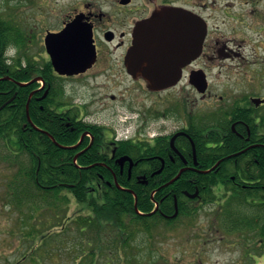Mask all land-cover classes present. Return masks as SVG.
<instances>
[{
  "label": "flooded vegetation",
  "instance_id": "1",
  "mask_svg": "<svg viewBox=\"0 0 264 264\" xmlns=\"http://www.w3.org/2000/svg\"><path fill=\"white\" fill-rule=\"evenodd\" d=\"M33 6L40 35L25 25L20 56L6 62L0 52V68L4 63L10 72L0 75V111L12 109L19 93L26 104L33 99L41 119L77 136L71 157L80 173L140 184L178 177L166 187L171 222L182 217L181 196L189 210L209 205L218 213L228 200L235 211L234 192L259 194L248 198L253 216L242 236L264 254V0H38ZM171 9L180 12H165ZM156 17L159 48L133 66L128 52ZM67 27V45L89 64L73 75L56 72L46 48L47 36ZM30 66H38L33 78L43 82L19 85L30 80H20ZM148 70L161 81L150 84ZM23 125L31 126L27 119Z\"/></svg>",
  "mask_w": 264,
  "mask_h": 264
},
{
  "label": "trees",
  "instance_id": "2",
  "mask_svg": "<svg viewBox=\"0 0 264 264\" xmlns=\"http://www.w3.org/2000/svg\"><path fill=\"white\" fill-rule=\"evenodd\" d=\"M0 34H3L5 45L4 47L0 45L1 53H4L5 48L10 45L22 47V33L10 22L0 19ZM37 68L38 66L36 68L30 66L29 73L20 80H29L38 76ZM0 75H10L8 66L4 63L0 68ZM25 103V96L19 93V97L13 102L12 109L6 108L0 111V141L6 149L11 150L16 159L21 155H27L30 166L27 168L20 166L14 183L20 186L18 179L26 178L29 182L31 181L36 192L40 193L39 196L38 194L33 196L41 199L44 203V211L51 215L50 219L40 222L42 231L40 229L37 231L33 227L26 233L25 236L27 240H30L31 247L25 258L31 256L30 252L35 253L42 249L51 255V250L59 249L62 244L78 242L77 244L85 243L86 246L80 257L73 258V263L98 264L104 247L101 243L102 234L106 232V229H109L110 233L113 232L107 241H111L115 254L121 258V254L131 248L129 243L137 233L142 232L146 236V243L150 244L153 233L171 226L172 222L161 215L172 211L171 195L166 197L167 189L164 188L158 190L153 198L151 196L156 188L170 179L169 177H147V182L144 184L137 183L135 180L128 182L125 177L117 178L121 187H129L136 194L139 212H151L154 202H159V210L152 215L136 213L134 196L117 188L112 177H99L84 171L80 173L72 161L71 151L56 147L46 135L30 127L28 129V126L24 127ZM29 115L35 126H45L59 144L70 146L77 139V136L70 135L68 129H62L53 122L41 119V112L33 99L29 104ZM86 161L87 159L83 158L78 160L79 164H85ZM183 179L184 177L180 178L178 183L183 182ZM19 192H23L24 195L23 187ZM233 194L238 197L232 205L236 209L233 212L228 202L225 205L228 208L224 209V215L237 218L239 221L243 220L245 225L250 224L249 214L244 216V211L248 209L244 208L251 207L248 203L249 197L259 194L241 192ZM71 201L76 203L77 211L69 214ZM178 202L180 215L192 217V210L183 207L182 196L178 197ZM18 204L23 205L22 198ZM37 252L35 255L39 258ZM35 255L32 260L37 261Z\"/></svg>",
  "mask_w": 264,
  "mask_h": 264
},
{
  "label": "rangeland",
  "instance_id": "3",
  "mask_svg": "<svg viewBox=\"0 0 264 264\" xmlns=\"http://www.w3.org/2000/svg\"><path fill=\"white\" fill-rule=\"evenodd\" d=\"M29 3L30 9H26ZM37 3L38 0H0V16H11L10 22L20 31L29 26L40 35L42 26L36 15L38 9L33 6ZM50 26L53 24L50 23ZM32 51L36 53L38 48L34 47ZM86 97L89 95L80 96L79 99L83 102ZM72 100L73 103L78 102L77 98ZM20 166H30L28 158L21 155L16 159L11 150L6 149L0 141V264H74L73 258L81 256L85 243L62 244L59 249L51 250V255L42 249L36 251L39 258L35 255L36 252H30L31 256L22 259L31 247L26 233L33 227L42 231L40 222L50 219L51 215L44 211L41 199L33 196L38 192L31 181L25 178L18 179L20 186L14 183ZM22 187L24 195L19 192ZM20 198L23 205L18 204ZM70 206L69 214L77 211L74 201H71ZM214 208L200 206L191 209L192 217L179 218L167 229H159L153 233L150 244L146 243V236L142 232L137 233L129 243L131 248L123 252L121 258L115 254L111 241H107L113 232L106 229L102 234L101 243L104 247L98 264H264V257L258 256L256 259L257 256H246V252L251 251L248 236L235 231L228 235L219 233L218 223L213 220L217 217L214 216ZM244 209H248L244 211L245 214L250 212L248 207ZM33 255L37 261L32 260Z\"/></svg>",
  "mask_w": 264,
  "mask_h": 264
},
{
  "label": "water",
  "instance_id": "4",
  "mask_svg": "<svg viewBox=\"0 0 264 264\" xmlns=\"http://www.w3.org/2000/svg\"><path fill=\"white\" fill-rule=\"evenodd\" d=\"M165 12H180L177 9H171L167 10ZM167 17H172V14H168ZM173 19H176V16H174ZM172 19V20H173ZM160 20L158 18H154L148 21L146 23L145 28H149L150 30H141L138 32L135 41L133 43V46L128 52V57L131 59V64L135 65V58L137 57H153L155 56L156 50L159 48V43L156 40V36L160 33ZM171 21V20H170ZM72 28V26H71ZM71 28L67 27L63 31H61L58 34H51L50 36H47L46 38V48L48 53L51 57V62L53 65V68L56 72L59 74H67V75H73L77 74L81 71H84L86 67L89 65L87 61H79V48H77V52L75 49L70 48L67 44L72 39L71 36ZM81 39V36L78 38ZM90 57H94V54H91ZM155 64V65H154ZM150 66L156 67L158 64L155 62L148 64ZM85 67V68H84ZM144 78L151 84H156L161 81L160 77H158L155 73V71L143 72ZM34 81H31L27 84H31ZM167 83V81H166ZM27 84H19L21 86H25ZM29 103V102H28ZM28 103L26 106V116L28 121L31 123V120L29 118L28 114ZM31 125L35 127L32 123ZM43 133H46L44 131H41ZM50 139L53 141V143L57 147L66 148L59 146V144L54 140V138L51 135H48ZM75 147V146H74ZM73 147H68V149H71ZM178 177L173 178L170 182H168L166 185L171 184L172 182L176 181ZM131 193H133L131 190H127ZM134 208L137 213V199L135 196V203ZM155 211V210H154ZM149 213L148 215H151L152 213Z\"/></svg>",
  "mask_w": 264,
  "mask_h": 264
}]
</instances>
